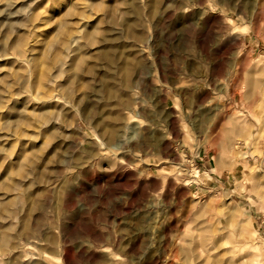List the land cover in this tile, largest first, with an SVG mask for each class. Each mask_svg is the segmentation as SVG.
<instances>
[{
  "label": "rangeland",
  "instance_id": "obj_1",
  "mask_svg": "<svg viewBox=\"0 0 264 264\" xmlns=\"http://www.w3.org/2000/svg\"><path fill=\"white\" fill-rule=\"evenodd\" d=\"M0 17L3 86L56 102L0 113V264H264L243 180H264V0H0Z\"/></svg>",
  "mask_w": 264,
  "mask_h": 264
},
{
  "label": "bare ground",
  "instance_id": "obj_2",
  "mask_svg": "<svg viewBox=\"0 0 264 264\" xmlns=\"http://www.w3.org/2000/svg\"><path fill=\"white\" fill-rule=\"evenodd\" d=\"M0 18H1L0 19V24H1V22H3V21H2V17H0ZM15 24L16 23H9V29L8 30H10V31L13 30L14 32H16L18 34L20 32V30H21V28H19L21 25L20 24H18V25L16 24L15 25ZM64 29H65L64 27H60L59 30H58L61 35L63 34ZM30 42L26 41V37L24 35L23 36L20 35L18 37V40H17L15 46H14L13 52L10 54L11 57L8 58V59H11V61L13 60L12 63H17V62H19V60H24V61L29 62V64H31V68L30 67H26L24 69L20 68L18 70L17 74H15L14 76L12 75L13 76L12 77L13 78L12 79L13 82H16L19 78H22L23 79V82H22L23 84L25 82L28 83L29 79H31V75H33V73L36 71L35 64L33 62V58H31L32 55L30 56L31 59H29V54H32V50L33 49H30L29 47H26ZM50 46H52V45L49 44V47ZM62 48H64V52L66 53V56H68L69 53L71 52L70 48L68 47V45H66L65 43H62ZM43 55L45 56V54H43ZM57 62L61 66L64 64L63 62H61L59 60H57ZM41 80H43V83L41 85L42 86H46L47 83H45L44 79H41ZM2 81L3 80L0 79V89H1V87H3V90L0 91V113L3 110H7V109H9L10 111L12 110L15 113V114L13 113V115H14L13 119H16V120L20 121V119L22 120L24 117L26 118V115L28 116V115L33 114V113L36 114V110H35L34 106L37 105V104H39L40 106L41 105L47 106L50 103H53L54 105L56 103V102H50V100L53 99L52 94H47V93H50V90L46 89L45 92H42V94L39 95V96H37V95H34V96L23 95V96H26V97H22L19 94H14V93L11 94L10 92H8L6 90V88L3 86V82ZM12 81H8L7 89L9 88V86L12 85ZM241 119H242L241 117L240 118H236V120L230 119V121L232 120L231 122L233 124V129L236 132L237 136L239 134L240 135L243 134V133L245 134L244 131L242 133V131H241L242 129L239 128L240 126H238V125H242L243 126V124H239ZM7 123H9L8 120L5 122V124H7ZM244 127H243V129H244ZM263 127H264V120L261 123L260 132L262 131ZM260 132L257 133L254 136L251 133L248 132V134L245 135L246 137H244L243 141L246 142V143L248 141H251L252 142L251 144H252L253 148H255L257 146V144H258V141H259L258 139L260 138ZM246 133H247V131H246ZM126 138L128 140L129 139L132 140L134 138V135L130 133L128 136H126ZM238 148L239 147L237 146V144H234V147H233L232 151L237 152V154H238L237 157L241 159V158L244 157V153H239V149ZM228 166L230 167V165H228ZM194 173H195V176L197 178L200 177V174H199V172L197 170H195ZM243 180L246 181L247 184L249 185L250 192L255 197H257V199L259 201L264 202V180H263L262 176L259 174V172L250 169L248 173L244 174ZM240 187H241V184L238 185V188H240ZM225 211H226L225 212V224L228 227H230V228L232 227V234H233L232 238L238 239V238L243 237L244 236L243 234L245 233V226H244L245 222L243 220H241L240 218H238V220L235 219V216L238 215V214H236L237 210L235 209V207H226ZM236 217H238V216H236ZM249 219L250 218H248V220L246 221L247 223H248ZM249 238L252 239L251 240L252 243L249 241ZM244 239H245V242H244L243 246L245 247V250H246V249L249 248V246L251 244H253V242H255L258 239V237H257V235H256V233L254 231L252 236L250 234L248 239H247V237L244 238ZM1 242L4 243V240L2 239ZM233 243L234 242H232V244ZM230 252H228V253H230ZM225 253H226V251L224 252V254Z\"/></svg>",
  "mask_w": 264,
  "mask_h": 264
}]
</instances>
